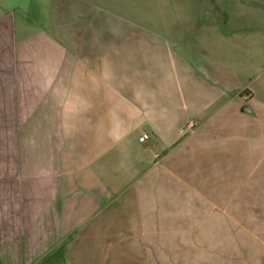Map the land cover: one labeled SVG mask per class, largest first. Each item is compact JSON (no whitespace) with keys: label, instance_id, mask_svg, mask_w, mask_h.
<instances>
[{"label":"crops","instance_id":"crops-1","mask_svg":"<svg viewBox=\"0 0 264 264\" xmlns=\"http://www.w3.org/2000/svg\"><path fill=\"white\" fill-rule=\"evenodd\" d=\"M195 134L194 186L264 218V3L0 0V264H155L144 189Z\"/></svg>","mask_w":264,"mask_h":264},{"label":"rangeland","instance_id":"rangeland-1","mask_svg":"<svg viewBox=\"0 0 264 264\" xmlns=\"http://www.w3.org/2000/svg\"><path fill=\"white\" fill-rule=\"evenodd\" d=\"M256 1L264 3V0ZM114 13L115 16L121 15L119 11ZM202 140L201 134L185 137L171 162L158 165L150 175L160 183L153 189L150 186L144 189V193H155L157 200L152 210L156 214L155 224L148 227L151 232L146 234V240L161 249L146 252L155 258V264H158L156 259H161L162 264H204L203 257L220 259L217 264H264V218H234L230 214L235 212L222 211L204 197L194 184L217 178L219 170L217 166L196 164L201 155L192 151L189 154L192 163L177 161L179 155L180 160L184 156L182 152L187 146H203L205 142ZM210 140L212 145L218 144L217 137ZM206 162L204 159L203 163ZM147 211L152 214L151 209ZM235 227H241L242 233H235Z\"/></svg>","mask_w":264,"mask_h":264},{"label":"built area","instance_id":"built-area-1","mask_svg":"<svg viewBox=\"0 0 264 264\" xmlns=\"http://www.w3.org/2000/svg\"><path fill=\"white\" fill-rule=\"evenodd\" d=\"M194 124H190L189 125V129H193L194 128ZM149 139V136L148 135H143V137L140 139L141 142H145Z\"/></svg>","mask_w":264,"mask_h":264}]
</instances>
